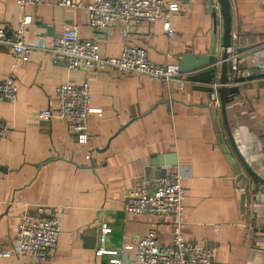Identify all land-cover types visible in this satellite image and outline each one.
Segmentation results:
<instances>
[{"label": "crops", "instance_id": "1", "mask_svg": "<svg viewBox=\"0 0 264 264\" xmlns=\"http://www.w3.org/2000/svg\"><path fill=\"white\" fill-rule=\"evenodd\" d=\"M166 1L179 5L171 18L173 37L161 21L94 29L86 8L62 7L57 0L24 9L16 0H0V27L16 29L22 16L31 14L28 43L41 39L50 45L66 28L77 27L82 38L99 41L102 56H119L126 46L138 45L152 62L178 65L186 53H210L215 37L220 57L219 1ZM228 2V72L231 79H245L227 84L238 92L225 104L226 120L220 105H209L212 92L197 89L210 84L186 75L181 84L115 68L73 70L39 50L28 61L18 59L13 69L15 57L0 43V79L13 73L18 85L16 101H0V122L10 128L0 139V254L11 253L0 256V264H111L114 256L96 254L101 248L118 251L124 264H138L125 246L152 229L160 243L171 245L173 224L127 213L128 193L142 179L155 183L164 171L177 168L186 173L184 239L210 248L215 264H264V182L253 179L242 162L264 181V0ZM232 56L237 74L230 69ZM218 77L216 70L215 87ZM85 81L102 114L90 115L89 141L80 143L69 123L43 113L49 108L56 113L59 84ZM58 208L61 233L48 259L19 257L22 216L51 215ZM104 224L110 233H104Z\"/></svg>", "mask_w": 264, "mask_h": 264}, {"label": "built area", "instance_id": "2", "mask_svg": "<svg viewBox=\"0 0 264 264\" xmlns=\"http://www.w3.org/2000/svg\"><path fill=\"white\" fill-rule=\"evenodd\" d=\"M45 0H16L20 8L29 5H40ZM62 7H83L88 11L89 25L94 29L107 30L117 23L161 21L163 29L169 37H173L176 28L172 23V14L178 10L177 2L166 0H90L88 2L75 0H57ZM34 20L33 15L24 14L16 29L8 30L0 27V43L8 46L14 57L13 69L18 59L28 61L34 50L47 55L56 64H66L69 69H83L87 71H100L115 68L125 74L147 75L153 80L185 81L183 73L177 63L160 64L152 62L147 49L143 46L128 45L119 56H102L99 41L94 38H82L77 27L66 28L63 34L50 45L39 39L28 43L26 26ZM230 69L236 74L240 69L235 56L231 57ZM243 73V72H242ZM248 75L249 72H246ZM264 83V76L262 77ZM18 98V85L13 73L5 79H0V101H16ZM57 103L56 113L46 109L43 115L50 118L54 115L69 123L74 131L77 141L88 143L90 134L88 120L90 115L102 114V109L92 105L90 86L87 81L77 84L64 82L57 86L55 93ZM209 105L219 106L216 90L210 94ZM10 128L0 122V139H4ZM88 158L90 155L87 156ZM186 176L183 168L176 171H164L155 181L142 179L140 183L128 193V203L125 211L135 216H151L168 219L173 224L172 244L163 245L159 241V232L152 229L146 236L135 240L134 244L125 246V250L134 254L138 264H215L213 252L210 248L199 246L186 241L183 230L186 226L183 201L185 189L182 179ZM58 208L51 215L33 216L29 211L22 216L19 226V247L16 254L27 257L36 263H43L48 259L49 253L58 245L61 225ZM104 233L112 230L103 225ZM98 256L110 255L111 264H124L118 258L116 250L99 249ZM3 253L0 256H9Z\"/></svg>", "mask_w": 264, "mask_h": 264}, {"label": "water", "instance_id": "3", "mask_svg": "<svg viewBox=\"0 0 264 264\" xmlns=\"http://www.w3.org/2000/svg\"><path fill=\"white\" fill-rule=\"evenodd\" d=\"M221 6V13L223 16V44L222 50L220 52V57L216 55V38H213L212 46L210 53L197 55L192 53L184 54L179 61V69L183 73L186 74V79L189 81L196 82H205L210 85H206L205 87H199L197 89H201L207 91L209 93L216 90L219 98V105L221 107V112L226 120V112H225V104L229 102L234 94L238 92L237 86H228L232 80L234 82L242 81L245 79L243 76L234 77L231 79L228 72V48L231 47V33H230V25H231V16L229 11V2L228 0H218ZM219 70L218 77V85L214 86V74L215 71ZM214 118H216V110L213 109ZM217 126V121H216ZM217 131H219L217 127ZM218 139L224 147L222 143V137L219 134ZM243 162V165L248 172V174L258 182H264L255 172Z\"/></svg>", "mask_w": 264, "mask_h": 264}]
</instances>
